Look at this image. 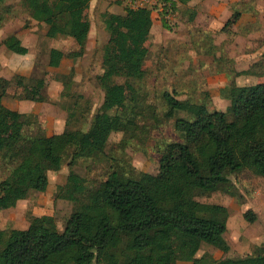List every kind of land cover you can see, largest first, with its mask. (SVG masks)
Listing matches in <instances>:
<instances>
[{"label":"trees","instance_id":"obj_1","mask_svg":"<svg viewBox=\"0 0 264 264\" xmlns=\"http://www.w3.org/2000/svg\"><path fill=\"white\" fill-rule=\"evenodd\" d=\"M4 1L0 0V13L12 11V5L1 7ZM18 1L32 19L46 26L48 38L74 40L78 49L68 55H83L90 30L84 11L91 0ZM169 1L160 12L165 27V15L175 4ZM240 14L234 11L223 28L236 23ZM102 16L108 40L102 47V72L97 80L104 94L86 130L64 129L44 137L26 134L28 115L3 104L9 80L0 77V156L12 163L0 179L3 204L15 205L31 190H46L48 178L41 164L58 171L67 159L72 165L99 155L111 133L126 132L136 124L138 107L130 105L137 100L136 89L131 86L128 98L125 85L116 78L123 75L120 64L132 79L143 78L153 11L125 7L124 13L104 12ZM1 43L16 54L28 52L15 33ZM64 56L62 50L51 47L48 65L58 67ZM34 84L41 87L43 81ZM220 95L230 101V119L224 111L209 110L206 103L163 91L164 118L179 111L188 117H175L173 126L180 139L163 145L158 173L113 169L98 185L89 187L71 170L58 187V198L77 206L63 229L57 228L51 215L32 217L25 229L0 228V264H176L170 252L194 256L202 244L227 252L223 236L227 208L199 201L197 196L215 191L233 195L231 176L244 170L264 177V82H231L220 89ZM244 217L255 218L249 211ZM198 264H264V251L224 260L202 258Z\"/></svg>","mask_w":264,"mask_h":264},{"label":"rangeland","instance_id":"obj_2","mask_svg":"<svg viewBox=\"0 0 264 264\" xmlns=\"http://www.w3.org/2000/svg\"><path fill=\"white\" fill-rule=\"evenodd\" d=\"M133 1L92 0L84 11L90 22L85 50L76 58L68 55L78 49L72 38H48L46 26L32 19L18 0L1 4V7L12 5V11L0 13V77L9 80L8 93L2 100L8 108L28 115L26 134L44 137L64 129L89 127L100 110L104 94L97 80L102 72V47L108 40L102 14L124 13L125 7L135 5ZM173 2L171 17H165L166 27L162 24V13L153 10L143 78L132 79L120 64L123 75L116 81L125 85L128 98L131 86L136 89L137 100L130 104L136 103L138 107L134 114L136 124L126 132L111 133L99 155L78 159L72 165L67 159L58 171L41 164V171L48 178L46 190H31L15 205L0 202L1 229H25L32 217L51 215L62 230L77 206L74 201L58 198V187L66 182L71 170L84 178L89 187L98 185L113 169L158 173L163 145L180 139L173 126L175 117H188L179 111L164 118L163 91L179 99L206 103L209 110L224 111L230 119V101L220 95V89L231 82L236 85L264 82V0ZM234 11L241 13L240 18L224 29ZM11 33L21 38L28 48L27 54H16L4 47L1 40ZM51 47L65 54L58 67L48 65ZM38 79L43 81L41 87L34 84ZM157 116L163 119L157 121ZM11 168L12 163L0 156V179ZM231 183L233 195L215 191L197 196L199 201L227 208L229 215L223 236L229 250L223 252L202 244L194 256L170 252L176 264H198L202 258L224 260L264 251V177L244 170L231 176ZM247 211L254 215L253 220L244 217Z\"/></svg>","mask_w":264,"mask_h":264},{"label":"built area","instance_id":"obj_3","mask_svg":"<svg viewBox=\"0 0 264 264\" xmlns=\"http://www.w3.org/2000/svg\"><path fill=\"white\" fill-rule=\"evenodd\" d=\"M135 5H132V8L137 7H146L151 9L152 11L154 9L155 12H162L165 8V2H162L161 0H134L133 1ZM169 5V4H168ZM166 19H169L171 17L170 11L168 10V13L165 15Z\"/></svg>","mask_w":264,"mask_h":264},{"label":"crops","instance_id":"obj_4","mask_svg":"<svg viewBox=\"0 0 264 264\" xmlns=\"http://www.w3.org/2000/svg\"><path fill=\"white\" fill-rule=\"evenodd\" d=\"M91 1H92V0H91ZM91 1H90V2H91ZM90 2H89V3H90ZM89 3H88V4H89Z\"/></svg>","mask_w":264,"mask_h":264}]
</instances>
